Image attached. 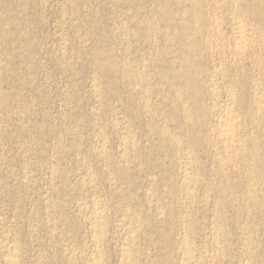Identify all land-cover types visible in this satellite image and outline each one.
I'll list each match as a JSON object with an SVG mask.
<instances>
[{"label":"rangeland","instance_id":"obj_1","mask_svg":"<svg viewBox=\"0 0 264 264\" xmlns=\"http://www.w3.org/2000/svg\"><path fill=\"white\" fill-rule=\"evenodd\" d=\"M165 1L0 0V264L13 247L17 264H89L96 203L101 264L130 246L131 264H264V0ZM242 19L254 41L236 56ZM226 107L242 159L217 145Z\"/></svg>","mask_w":264,"mask_h":264},{"label":"bare ground","instance_id":"obj_2","mask_svg":"<svg viewBox=\"0 0 264 264\" xmlns=\"http://www.w3.org/2000/svg\"><path fill=\"white\" fill-rule=\"evenodd\" d=\"M213 2H215L214 4H218V2L220 1V0H212ZM211 1V2H212ZM229 1V0H228ZM227 1V2H228ZM233 2L235 1V0H232ZM240 1V0H239ZM238 1V2H239ZM243 1V0H242ZM241 1V2H242ZM164 2L166 3L167 1H165L164 0ZM205 2V1H204ZM210 2V3H211ZM233 2H231L232 3V5H233ZM179 3H180V1H179ZM192 3V2H191ZM223 3V2H222ZM237 3V2H236ZM236 3L234 4V5H236ZM196 4H197V2H196ZM208 4V3H207ZM228 4H229V2H228ZM211 5V4H210ZM213 5V4H212ZM223 5H225V4H223ZM239 5V4H238ZM218 6H221V5H219L218 4ZM242 6V5H241ZM194 7H196L195 5H194ZM211 7V6H210ZM226 7V6H225ZM228 7V6H227ZM232 7V6H231ZM239 7H240V5H239ZM238 7V8H239ZM206 8V7H205ZM217 8V7H216ZM224 8V7H223ZM236 8V7H235ZM183 9V8H182ZM219 9H220V7H219ZM229 9V8H228ZM212 10V9H211ZM217 10V9H216ZM215 10V11H216ZM231 10V9H230ZM232 10H233V8H232ZM230 11V12H232L233 13V15H234V13H236V12H233V11ZM242 10V9H241ZM250 10V9H249ZM255 10V9H254ZM187 11V10H186ZM208 11H209V9H208ZM212 11H214V10H212ZM211 11V12H212ZM238 11V10H237ZM197 12V11H196ZM195 12V13H196ZM240 12V11H239ZM181 13V12H180ZM186 13V12H185ZM216 13V12H215ZM243 13V12H242ZM256 13V12H255ZM254 13V14H255ZM221 14V13H220ZM231 14V13H230ZM180 15V14H179ZM185 15V14H184ZM238 15H240L239 13H238ZM242 15V14H241ZM245 15V14H244ZM256 15V14H255ZM183 16V15H182ZM188 16V15H187ZM228 16V15H227ZM237 16V15H236ZM178 17V16H177ZM213 16H211V18H212ZM217 17V16H216ZM230 17H233V16H230ZM242 17H244V16H242ZM254 17V16H253ZM185 18H187L186 16H185ZM196 18H197V15H195V20H196ZM209 19V18H208ZM219 19V18H218ZM218 19H216V21L218 20ZM235 19H238V18H234V20ZM248 19V18H247ZM246 19V20H247ZM182 21H184L183 19H181ZM195 20H194V22H195ZM233 20V19H232ZM243 20V19H242ZM242 20H238L236 23H235V28H234V35H232L233 36V39H232V37L230 38V39H232V43L229 45L230 46V52H232V54H234V55H241L242 53H243V51L245 50V48H246V46L249 44V43H253V41H254V39H253V37H252V39H253V41L251 40V33H250V31H251V29L248 27V25L246 24V23H244V20L242 21ZM187 21V20H186ZM193 21V20H192ZM191 21V22H192ZM228 21V20H227ZM205 22V21H204ZM218 22V21H217ZM224 22V21H223ZM235 22V21H234ZM233 22V23H234ZM249 22V21H248ZM196 23V22H195ZM207 22H205V24H206ZM212 23H214V21L212 22ZM211 23V24H212ZM216 23V22H215ZM214 23V24H215ZM231 23V22H230ZM202 24V23H201ZM210 24V25H211ZM216 24H218V23H216ZM215 24V25H216ZM227 24V23H226ZM183 25V24H182ZM198 25V24H197ZM214 25V26H215ZM219 26H221V24H218ZM184 26V25H183ZM189 26V25H188ZM212 26V25H211ZM219 26L217 27H215L213 30L216 32V30H217V32H218V29H219ZM159 27V26H158ZM180 27V26H179ZM198 27V26H197ZM184 28V27H183ZM212 28V27H211ZM232 28V27H231ZM148 29V28H147ZM195 29V28H194ZM204 29V28H203ZM150 30V29H149ZM185 30V29H184ZM197 30H198V28H197ZM220 30V29H219ZM181 31V30H180ZM214 31L212 32V33H214ZM217 32H216V34H217ZM252 32V31H251ZM221 33H222V31H221ZM262 33V32H261ZM179 34V33H178ZM218 34H220V33H218ZM231 34H232V31H231ZM153 35V34H152ZM151 35V36H152ZM182 35H184V33L183 34H181V36ZM185 36H187V35H185ZM184 36V37H185ZM192 36V35H191ZM209 36V35H208ZM220 36H222L221 34H220ZM224 36V35H223ZM210 37V36H209ZM214 37V34H213V36H212V38ZM259 37V36H258ZM127 38H128V36H127ZM150 38V37H149ZM211 38V37H210ZM210 38H208L209 40H210ZM211 38V40L212 41H214L213 39ZM216 38V37H215ZM255 38V37H254ZM260 38H261V36H260ZM151 39V38H150ZM182 39V38H181ZM207 39V38H206ZM205 39V40H206ZM258 39V38H257ZM184 40V39H183ZM186 40V39H185ZM190 40V39H189ZM218 40V39H217ZM228 40V39H227ZM226 40V41H227ZM264 40V39H263ZM191 41V40H190ZM252 41V42H251ZM202 42H204V41H202ZM211 42V41H210ZM216 42V41H215ZM228 42V41H227ZM264 42V41H263ZM205 43V42H204ZM214 43V42H213ZM217 43H218V41H217ZM217 43H214V44H217ZM220 43V42H219ZM230 43V42H229ZM228 43V44H229ZM261 43V42H260ZM183 44V43H182ZM186 44V43H185ZM212 45V44H211ZM210 44L208 45L209 47L211 46ZM218 46H220L219 44H217ZM252 45V44H251ZM254 45V44H253ZM258 45V44H257ZM181 46V45H180ZM183 46V45H182ZM188 46H190V45H188ZM192 46V45H191ZM217 46V47H218ZM223 46V45H222ZM221 46V47H222ZM255 46V45H254ZM261 46H262V43H261ZM259 47V46H258ZM183 48V47H182ZM216 48V47H215ZM219 48V47H218ZM218 48H216V50H218L219 52H220V50L218 49ZM249 48H250V46H249ZM252 48V47H251ZM185 49H187V48H185ZM209 49H211V48H209ZM212 49H213V46H212ZM256 49V48H255ZM183 50V49H182ZM191 50V49H190ZM213 50H215V49H213ZM222 50V49H221ZM227 50V49H226ZM248 50V49H247ZM259 50V49H258ZM257 50V51H258ZM212 51V50H211ZM218 51H215L216 52V54H217V52ZM250 51V50H249ZM252 51H254V50H252ZM189 52V51H188ZM229 52V53H230ZM251 52V51H250ZM259 52H260V50H259ZM213 53V52H212ZM211 52L209 53V54H212ZM222 53V52H221ZM227 53V52H226ZM189 54V53H188ZM223 54H224V52H223ZM255 54H256V52H255ZM258 54V53H257ZM229 55V54H228ZM243 55V54H242ZM253 55V54H252ZM188 56V55H187ZM233 56V55H232ZM258 56H259V54H258ZM261 56V55H260ZM263 56V55H262ZM156 57V56H155ZM221 57H223V56H221ZM230 57V56H229ZM228 56H227V59L229 58ZM243 57V56H242ZM241 57V58H242ZM210 58H211V56H210ZM217 58V57H216ZM234 58H236V57H234ZM240 58V59H241ZM245 58H246V56H245ZM150 59V58H149ZM189 59V58H188ZM212 59V58H211ZM217 59H220V58H217ZM222 59H224V58H222ZM226 59V58H225ZM224 59V60H225ZM230 59V58H229ZM232 59V58H231ZM231 59H230V63H231ZM239 59V58H238ZM254 59V58H253ZM261 59V58H260ZM195 60V59H194ZM248 60V59H247ZM255 60V59H254ZM257 60V62H258V60L259 59H256ZM262 60V59H261ZM189 61V60H188ZM187 61V62H188ZM213 61H215L216 62V60H213ZM221 61V60H220ZM234 61V60H233ZM243 61V58H242V60H241V62ZM149 62V61H148ZM153 62V61H152ZM195 62V61H194ZM215 62H214V64H215ZM218 62H219V60H218ZM217 62V63H218ZM254 62V61H253ZM261 62V61H260ZM191 63V62H190ZM220 63V62H219ZM236 63V62H235ZM186 64H189V63H186ZM213 64V63H212ZM213 64V65H214ZM223 63H220V65L221 66H223L222 65ZM225 64H226V62H225ZM240 64V63H239ZM238 64V65H239ZM242 64V63H241ZM255 64H256V62H255ZM149 65H151V64H149ZM231 65H234V64H231ZM144 66V65H143ZM153 66V65H152ZM218 66H219V64L217 65V68H218ZM220 66V67H221ZM226 66V65H225ZM227 66H228V64H227ZM227 66H226V69H227ZM234 66H236V64L234 65ZM257 66H258V63H257ZM190 66H188V68H189ZM214 67V66H213ZM219 67V68H220ZM224 67V66H223ZM259 67V66H258ZM100 68V67H99ZM155 68V67H154ZM168 68V67H167ZM180 68V67H179ZM187 68V69H188ZM215 68V67H214ZM213 68V69H214ZM170 69V68H169ZM185 69V68H184ZM191 69V68H190ZM212 69V68H211ZM221 69V68H220ZM226 69H224V70H226ZM256 69V68H255ZM171 70L172 69H170V71H168V72H170L171 73ZM179 70V69H178ZM215 70V69H214ZM234 70V69H233ZM262 70V69H261ZM145 71V70H144ZM173 71V70H172ZM188 71V70H187ZM191 71V70H190ZM209 70L207 69V72H208ZM213 71V70H212ZM258 71V70H257ZM214 72V71H213ZM217 72V71H216ZM215 72V73H216ZM221 72H223V71H221ZM225 72V71H224ZM235 72V71H234ZM251 72V71H250ZM261 72V71H260ZM165 73H167V71L165 72ZM183 73H185V71L183 72ZM189 73V72H188ZM212 73V72H211ZM182 74V73H181ZM206 74V73H205ZM212 74H214V73H212ZM218 74V73H217ZM223 74V73H222ZM232 74V73H231ZM243 74V73H242ZM246 74V73H245ZM133 75V74H132ZM135 75V74H134ZM146 75H147V73H146ZM167 75V74H166ZM185 75V74H184ZM196 75V74H195ZM209 75V74H208ZM211 75V74H210ZM219 75V74H218ZM257 75V74H256ZM150 76V75H149ZM182 76V75H181ZM189 76V75H188ZM215 76H217L216 74H215ZM214 76V77H215ZM222 76V75H221ZM239 76V75H238ZM248 76V75H247ZM140 77V76H139ZM148 76H146V78H147ZM173 77V76H172ZM214 77H212V78H214ZM219 77V76H218ZM224 77V76H223ZM227 77V76H226ZM250 77V76H249ZM260 77V76H259ZM145 78V77H144ZM170 78V77H169ZM178 78V77H177ZM186 78V77H185ZM189 78V77H188ZM187 78V79H188ZM256 78V77H255ZM191 79V78H190ZM211 79V78H210ZM235 79V78H234ZM149 80V79H148ZM184 80V79H183ZM215 80H216V78H215ZM220 80V79H219ZM219 80H217V81H219ZM239 80V79H238ZM257 80V79H256ZM135 81V80H134ZM147 81V80H146ZM211 81H212V79H211ZM214 81V80H213ZM188 82V81H187ZM206 82H208V81H206ZM221 82V81H220ZM95 83V82H94ZM212 83H214V82H212ZM216 83V82H215ZM184 84V83H183ZM211 84V83H210ZM225 84V83H224ZM232 84H233V82H232ZM255 84H257L256 82H255ZM151 85V84H150ZM208 85V84H207ZM218 85V84H217ZM237 85V84H236ZM238 85H240V84H238ZM262 85V84H261ZM97 86V85H96ZM214 86V85H213ZM234 86H235V83H234ZM257 86V85H256ZM259 86V85H258ZM100 87V86H99ZM176 87V86H175ZM216 87V86H215ZM228 87H230L229 85H228ZM143 88V87H142ZM184 88V87H183ZM188 88H190V87H188ZM214 88V87H213ZM227 88V87H226ZM250 88H253V87H250ZM145 89V88H144ZM205 89V88H204ZM210 89V88H209ZM217 89H219V86H218V88L216 87L215 88V90H217ZM228 89H230V88H227V89H225L224 91H228ZM235 89V88H234ZM255 89H256V87H255ZM181 90V89H180ZM186 90H187V88H186ZM191 90H192V88H191ZM190 90V91H191ZM210 90H214V89H210ZM214 90V91H215ZM251 90V89H250ZM253 90V89H252ZM147 91V90H146ZM188 91V90H187ZM230 91V90H229ZM228 91V92H229ZM260 91V90H259ZM145 92V91H144ZM194 92V91H193ZM192 92V93H193ZM209 92H212V91H209ZM231 92V91H230ZM234 92V91H233ZM255 92V91H254ZM99 93V92H98ZM217 93V92H216ZM226 93V92H225ZM250 93V92H249ZM258 94L260 93V92H257ZM181 94V93H180ZM180 94H179V96H180ZM194 94H196V93H194ZM210 94V93H209ZM212 94H214V93H212ZM211 94V95H212ZM227 94V93H226ZM234 94V93H233ZM233 94H232V96H233ZM262 94V93H261ZM176 95V94H175ZM190 95V94H189ZM231 95V94H230ZM235 95H237L236 94V92H235ZM263 95V94H262ZM177 96L178 95H176V98H177ZM226 96H228V94L226 95ZM193 97V96H192ZM208 97V96H207ZM212 97V96H211ZM215 97H217V96H215ZM229 97V96H228ZM263 97V96H262ZM179 98V97H178ZM219 98V97H218ZM227 98V97H226ZM237 98V97H236ZM259 98H260V96H259ZM258 98V99H259ZM231 101H232V99L231 98H229ZM249 99V98H248ZM252 99V98H251ZM140 100V99H139ZM149 100V99H148ZM147 100V101H148ZM179 100V99H178ZM214 100V99H213ZM216 100H217V98H216ZM236 100V99H235ZM147 101H146V103H147ZM211 101V100H210ZM215 101V100H214ZM218 101V100H217ZM229 101V100H228ZM227 101V102H228ZM259 101H260V99H259ZM259 101H258V104H259ZM182 102V101H181ZM213 102V101H212ZM223 102H225V101H223ZM222 102V103H223ZM233 102V101H232ZM240 102V101H239ZM256 102H257V100H256ZM262 102V101H261ZM174 103V102H173ZM196 103H197V101H196ZM229 103H231V102H229ZM255 103V102H254ZM143 104V103H142ZM148 104V103H147ZM176 104H178V103H176ZM175 104V105H176ZM183 104H185L186 105V103H183ZM212 104V103H211ZM216 104H218L217 102H216ZM233 104V103H232ZM238 104V103H237ZM173 105V104H172ZM220 105V104H219ZM225 106H226V104H224ZM224 105H222V106H224ZM141 106H143V105H141ZM217 106V105H216ZM233 106H234V104H233ZM239 106V105H238ZM261 106V105H260ZM146 107V106H145ZM176 107H177V105H176ZM180 107V106H179ZM220 107V106H219ZM218 107V108H219ZM228 107H230L229 105H228ZM255 107V106H254ZM213 108V107H212ZM215 108H217V107H215ZM234 108V107H233ZM233 108H231L232 109V112H233ZM235 108H236V106H235ZM258 108H261V107H258ZM183 109V108H182ZM220 109V108H219ZM218 109V110H219ZM222 109H224L225 111H224V118L223 117H221V119L220 120H217V126H216V129L214 128V131H215V135H216V139H217V145H219L220 146V148H221V151L223 150V152H224V154H225V156L223 157L224 158V160L225 159H230V158H236V157H239L240 158V156L242 155V154H244L246 151H244V140H243V138H242V140L243 141H241V140H239V137H238V131L240 130V128H238L239 130H237V122H236V119H235V117L233 116V114H232V112L230 111V109L229 108H227L226 107V109L225 108H222ZM189 110V109H188ZM217 110V111H218ZM236 109H234V111H235ZM238 110H240V108L238 109ZM178 111V110H177ZM216 111V110H215ZM214 111V112H215ZM222 111V110H221ZM220 111V112H221ZM242 111V110H241ZM258 111V110H257ZM182 112V111H181ZM236 112V111H235ZM188 113V112H187ZM253 113V112H252ZM236 114V113H235ZM234 114V115H235ZM217 115V114H216ZM219 115V114H218ZM222 115H223V113H222ZM237 115H238V113H237ZM188 116H189V114H188ZM213 116V115H212ZM221 116V115H220ZM242 116V115H241ZM247 116V115H246ZM251 116H252V114H251ZM254 116V115H253ZM185 117H186V114H185ZM217 117H219V116H217ZM216 117V118H217ZM237 117V116H236ZM223 118V119H222ZM249 118H250V116H249ZM186 119V118H185ZM219 119V118H218ZM242 119V118H241ZM260 119H261V117H260ZM185 121H187V120H185ZM184 121V122H185ZM250 121V120H249ZM253 121V120H252ZM258 121V120H257ZM191 122V121H190ZM241 122H243V121H241ZM251 123H253V122H251ZM243 123H241V125H242ZM258 124V123H257ZM261 124V123H260ZM214 127V126H213ZM242 127H244V126H242ZM241 127V128H242ZM252 127V126H251ZM256 127V126H255ZM128 128V127H127ZM253 130V129H252ZM254 130H255V128H254ZM241 131H242V129H241ZM130 132V131H129ZM165 132V131H164ZM240 132V131H239ZM260 132V131H259ZM257 133V132H256ZM132 134V133H131ZM241 134V133H240ZM122 135V134H121ZM128 136V135H127ZM255 136V135H254ZM104 137V136H103ZM243 137V136H242ZM257 137V136H256ZM122 139V138H121ZM162 139V138H161ZM211 139V138H210ZM215 139V138H214ZM214 139H213V141H214ZM246 139V138H245ZM101 140V139H100ZM248 140V139H247ZM253 140V139H252ZM186 141V140H185ZM208 142H209V140H207ZM257 141V140H256ZM180 142V141H179ZM187 142V141H186ZM130 143V142H129ZM184 143V142H183ZM212 143V142H211ZM253 143V142H252ZM133 144V143H132ZM171 144V143H170ZM103 145V144H102ZM216 145V144H215ZM131 146V145H130ZM176 146V145H175ZM207 146V145H206ZM251 146H253V144H251ZM121 147V146H120ZM252 148V147H251ZM124 149V148H123ZM132 149V148H131ZM134 149V148H133ZM184 149V148H183ZM215 149H216V147H215ZM125 150H127V149H125ZM184 150H186V149H184ZM104 151V150H103ZM218 150L216 149V152H217ZM253 151H254V149H253ZM188 152V151H187ZM219 152V151H218ZM223 152H220V153H223ZM129 153V152H128ZM193 153V152H192ZM250 153V152H249ZM254 153V152H253ZM181 154V153H180ZM189 154V153H188ZM188 154H186V156L188 155ZM219 154V153H218ZM217 154V155H218ZM185 155V154H184ZM193 155H195V154H193ZM223 155V154H222ZM251 155V154H250ZM249 155V156H250ZM191 156V155H190ZM246 156H247V153H246ZM254 156V155H253ZM193 157V156H192ZM185 158V157H184ZM183 158V159H184ZM238 158V159H239ZM243 157H241L240 159H242ZM245 158H247V157H245ZM105 159V158H104ZM182 159V158H181ZM198 159V158H197ZM218 159H220L219 157H218ZM251 159V158H250ZM250 159H249V161H250ZM125 160V159H124ZM190 160V159H189ZM188 160V162H190ZM191 160H193V159H191ZM196 160V159H195ZM195 160L193 161V162H195ZM214 160V159H213ZM223 160V159H222ZM221 160V161H222ZM130 161V160H129ZM220 161V160H219ZM233 160H231V163H234V162H232ZM234 161H236V160H234ZM253 161V160H252ZM127 162V161H126ZM180 162V161H179ZM216 162V161H215ZM222 162H224V161H222ZM230 162V161H229ZM245 162V161H244ZM248 162V161H247ZM251 162V161H250ZM118 163V162H117ZM125 163V162H124ZM128 163V162H127ZM191 163V162H190ZM198 163V162H197ZM217 163V162H216ZM219 164H221L220 162H218ZM225 163H226V161H225ZM224 163V164H225ZM229 164V163H228ZM187 165V164H186ZM195 165V164H194ZM216 165V164H215ZM252 165V164H251ZM221 166H223V164L221 165ZM220 166V167H221ZM229 166H231V165H229ZM249 166V165H248ZM255 166V165H254ZM219 167V168H220ZM224 167H225V165H224ZM250 167V166H249ZM122 168V167H121ZM124 168V167H123ZM252 168V167H251ZM257 168V167H256ZM256 168H255V170H256ZM190 169V168H189ZM240 169V168H239ZM246 169H247V167H246ZM222 170V169H221ZM228 170V169H227ZM227 170H225V171H227ZM231 170V169H230ZM250 170V169H249ZM254 170V171H255ZM238 171V170H237ZM248 171V170H247ZM183 172H185V170L183 171ZM196 172V171H195ZM194 172V173H195ZM233 172V171H232ZM246 172V171H245ZM250 172V171H249ZM181 173V172H180ZM188 173L189 174H191L190 173V170L188 171ZM193 173V172H192ZM216 173V172H215ZM237 174H238V172H236ZM88 174V173H87ZM227 174V173H226ZM253 174H254V172H253ZM187 175V174H186ZM196 175V174H195ZM225 175V174H224ZM236 175V174H235ZM245 175V174H244ZM86 176V175H85ZM115 176V175H114ZM183 176H184V174H183ZM191 176V175H190ZM193 176V175H192ZM230 176V175H229ZM91 177V176H90ZM224 177V176H223ZM246 177V176H245ZM258 177V176H257ZM89 178V177H88ZM200 178V177H199ZM90 179V178H89ZM228 179V178H227ZM88 180V179H87ZM195 180V178L193 179L192 177H187V176H185V184H191L193 181ZM198 180H201V179H198ZM216 180V179H215ZM221 180V179H220ZM237 180H238V178H237ZM83 181V180H82ZM249 181V180H248ZM196 182V181H195ZM90 183V182H89ZM88 183V184H89ZM194 183V182H193ZM192 183V184H193ZM215 183V182H214ZM249 183V182H248ZM258 183V182H257ZM250 184V183H249ZM254 185V182H252L250 185L251 186H253ZM111 185V184H110ZM116 185V184H115ZM188 185V186H189ZM249 185V186H250ZM84 186V185H83ZM187 186V185H186ZM185 186V187H186ZM242 186V185H241ZM248 186V185H247ZM90 187V186H89ZM119 187V186H118ZM195 188V187H194ZM193 188V189H194ZM225 188H227V187H225ZM232 188V187H231ZM246 188V187H245ZM252 190H249L250 191V193H251V191H253L254 189H255V186H253V187H250ZM259 188V187H258ZM221 189V188H220ZM230 189V188H229ZM117 190V189H116ZM121 190H123V189H121ZM152 190V189H151ZM154 190V189H153ZM194 190H196V189H194ZM231 190V189H230ZM155 191V190H154ZM208 191V190H207ZM227 191V190H226ZM244 191V190H243ZM255 192H256V190H254ZM231 192V191H230ZM246 191H244V193H245ZM248 192V191H247ZM226 193V192H225ZM249 193V194H250ZM189 194H191V193H189ZM222 194V193H221ZM225 195V194H224ZM228 195V194H227ZM236 195V194H235ZM233 196V195H232ZM240 196V195H239ZM196 197V196H195ZM204 197V196H203ZM234 197V196H233ZM250 199L249 200H254V199H256V195L254 194V192H252V194L250 195ZM152 198H153V196H152ZM191 198V197H190ZM189 198V199H190ZM193 198V197H192ZM202 198V197H201ZM228 198H229V196H228ZM247 198H248V196H247ZM148 199H149V197H148ZM200 199V198H199ZM217 199H218V197H217ZM246 199V198H245ZM185 200V199H184ZM188 200V199H187ZM206 200V199H205ZM103 201V200H102ZM218 201V200H217ZM229 201V200H228ZM232 201V200H231ZM243 201V200H242ZM250 202V201H249ZM257 202V201H256ZM183 203V202H182ZM186 203V202H185ZM184 203V205H186ZM199 203V202H198ZM232 203V202H231ZM253 203H255V200H254V202ZM252 203V204H253ZM155 204V203H154ZM195 204H196V202H195ZM222 204V203H221ZM241 204H242V202H241ZM244 204H245V202H244ZM261 204V203H260ZM92 205V204H91ZM192 205V204H191ZM229 205V204H228ZM110 206V205H109ZM182 206V205H181ZM93 207V206H92ZM189 207V206H188ZM216 207H217V205H216ZM231 207V206H230ZM237 207V206H236ZM245 207V206H244ZM253 207H255V206H253ZM241 208V207H240ZM82 209V208H81ZM89 209H92V208H89ZM253 209V208H252ZM164 210V209H163ZM187 210V209H186ZM129 211V210H128ZM205 211V210H204ZM215 211V210H214ZM217 211V210H216ZM256 211V210H255ZM254 211V212H255ZM92 224H93V230H94V236L93 237H95V239L93 240V242H95V244L93 245V247H92V256H91V258H89L90 260H89V264H101V257H102V251H101V249L102 248H100L101 246H100V241L102 240L101 238L103 237V233H104V230H105V228L103 229V222H102V218H103V214H104V208H103V206H101L99 203H96L95 204V206L93 207V209H92ZM162 213V212H161ZM183 213H185V212H183ZM187 213V212H186ZM239 213H240V211H239ZM249 213V212H248ZM259 213V212H258ZM133 214V213H132ZM189 214V213H188ZM187 214V215H188ZM253 214V213H252ZM91 215V214H90ZM214 215H215V213H214ZM109 216V215H108ZM122 216V215H121ZM183 216H185V215H183ZM219 216V215H218ZM221 216V215H220ZM245 216V215H244ZM105 217V216H104ZM126 217V216H125ZM215 217V216H214ZM252 217V216H251ZM250 217V218H251ZM134 218V217H133ZM221 218V217H220ZM105 219V218H104ZM131 219V218H130ZM129 219V220H130ZM183 219V218H182ZM210 219H211V217H210ZM89 220V219H88ZM179 220V219H178ZM219 220V219H218ZM245 220V219H244ZM188 221H190V220H188ZM131 222H133V221H131ZM183 222V221H182ZM210 222V221H209ZM226 222V221H225ZM243 222V221H242ZM105 223V222H104ZM136 223H139V222H136ZM184 223V222H183ZM216 223V222H215ZM236 223V222H235ZM223 224V223H222ZM180 225V224H179ZM192 225V224H191ZM191 225H190V227H191ZM225 226H226V224H224ZM51 226V225H50ZM241 226H242V224H241ZM255 226V225H254ZM105 227V226H104ZM184 227H185V225H184ZM217 227H220V226H218L217 225ZM54 228V227H53ZM186 228V227H185ZM220 228H222V227H220ZM217 229V230H221V229ZM238 228V227H237ZM236 228V229H237ZM150 229V228H149ZM208 229V228H207ZM214 230V229H213ZM136 231V230H135ZM210 231V230H209ZM131 232V231H130ZM133 232V231H132ZM216 232V231H215ZM256 232V231H255ZM254 232V233H255ZM55 233V232H54ZM128 233V232H127ZM189 233V232H188ZM218 233H220V232H218ZM224 233V232H223ZM190 234H193V233H190ZM208 234V233H207ZM214 234V236H215V233H213ZM221 234V233H220ZM219 234V235H220ZM242 234V233H241ZM245 234V233H244ZM133 235V234H132ZM222 235V234H221ZM225 235V234H224ZM223 235V236H224ZM102 236V237H101ZM191 236V235H190ZM189 236V237H190ZM208 236V235H207ZM243 236V235H242ZM241 236V237H242ZM245 236V235H244ZM256 236V235H255ZM220 237V236H219ZM135 238H137V236L135 237ZM182 238V237H181ZM185 238V237H184ZM216 238V237H215ZM218 238V237H217ZM216 238V240L215 241H218V239ZM249 236H248V240H249ZM256 238H257V236H256ZM101 239V240H100ZM128 239V238H127ZM131 239V238H130ZM130 239H128V240H130ZM223 239V238H222ZM245 239H246V237H245ZM194 240V239H193ZM211 240H212V238H211ZM219 240H221V239H219ZM240 240V239H239ZM247 240V241H248ZM251 240V239H250ZM131 241V240H130ZM147 241V240H146ZM178 241H180V240H178ZM189 241V240H188ZM188 241H187V243H184V245H183V248H185V252L183 251V255H184V257H183V255H182V257H183V260H182V262H188V261H190L194 256V254L192 255V253L190 252V250H188V248H189V245L190 244H188ZM223 241V240H222ZM252 242H253V239L251 240ZM100 242V243H99ZM103 242V241H102ZM106 242V241H105ZM132 242V241H131ZM134 242V241H133ZM132 242V243H133ZM194 242V241H193ZM210 242V241H209ZM252 242H251V244H252ZM255 242V241H254ZM140 243V242H139ZM223 243V242H222ZM221 243V244H222ZM250 243V242H249ZM125 244V243H124ZM138 244V243H137ZM213 244H214V242H213ZM219 243L217 242V245H218ZM84 245V244H83ZM179 245V244H178ZM206 245V244H205ZM254 245V244H253ZM126 246H128V245H126ZM130 246V245H129ZM138 246V245H137ZM209 246V245H208ZM130 247H132V246H130ZM129 247V248H130ZM191 247V246H190ZM213 247H215V246H213ZM246 247H248V246H246ZM245 247V248H246ZM10 248V247H9ZM126 248V247H125ZM129 248H127V249H123V251L125 252V255L124 254H122V256H124V258H121V259H123L122 261H121V263L123 262V264H131V262L132 261H134L132 258H131V256H130V254L131 253H129ZM211 248V247H210ZM218 248V247H217ZM244 248V247H243ZM16 249H17V247H16ZM82 249V248H81ZM131 249V248H130ZM212 249V248H211ZM220 249H221V247H220ZM247 249V248H246ZM249 249V248H248ZM7 250V249H6ZM71 250V249H70ZM126 250V251H125ZM132 250H133V247H132ZM203 250V249H202ZM217 250V249H216ZM223 250V249H222ZM226 250V249H225ZM225 250H224V252H225ZM243 250V249H242ZM68 251V250H67ZM87 251V250H86ZM131 251V250H130ZM134 251V250H133ZM133 251H131L132 253H133ZM137 251V250H136ZM8 252V251H7ZM15 248L13 247L7 254H5L6 255V258H5V264H17V262H16V258H15ZM72 252V251H71ZM178 252V251H177ZM193 252V251H192ZM248 252V251H247ZM74 253V252H73ZM73 253H70V254H73ZM90 253V252H89ZM137 253V252H136ZM194 253H195V251H194ZM205 253H207L206 251H205ZM215 253V252H214ZM221 253V252H220ZM250 253V252H249ZM148 254V253H147ZM201 254V253H200ZM204 254V253H203ZM226 254V253H225ZM243 254H244V252H243ZM85 255V254H84ZM134 255H135V253H134ZM219 254H217V256H218ZM222 255H224V253L222 252ZM256 255V254H255ZM67 256V255H66ZM72 256V255H71ZM77 256V255H76ZM90 256V255H89ZM104 256V255H103ZM146 256V255H145ZM246 256V255H245ZM251 256V255H250ZM68 257H70V256H68ZM133 257V256H132ZM201 257V256H200ZM211 257H212V255H211ZM88 258V257H87ZM133 258H136V257H133ZM205 258V257H204ZM217 258V257H216ZM246 258V257H245ZM73 259V258H72ZM82 259V258H81ZM106 259V258H105ZM132 259V260H131ZM195 259V261H196V259L197 258H194ZM202 259V258H201ZM74 260V259H73ZM83 260V259H82ZM88 260V259H87ZM204 260V259H203ZM253 260V259H252ZM138 261V260H137ZM137 261H135V263L137 262ZM139 261H140V259H139ZM138 261V262H139ZM211 261V260H210ZM218 261V260H217ZM181 262V263H182ZM191 262V261H190ZM202 262V261H201ZM216 262V261H215ZM254 262V261H253ZM208 263V262H207ZM211 263V262H210ZM147 264V263H146ZM187 264V263H186ZM192 264H195V263H192ZM253 264V263H252Z\"/></svg>","mask_w":264,"mask_h":264}]
</instances>
